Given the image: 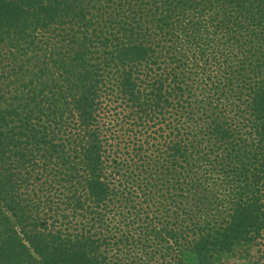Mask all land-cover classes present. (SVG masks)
Listing matches in <instances>:
<instances>
[{
  "label": "trees",
  "instance_id": "obj_1",
  "mask_svg": "<svg viewBox=\"0 0 264 264\" xmlns=\"http://www.w3.org/2000/svg\"><path fill=\"white\" fill-rule=\"evenodd\" d=\"M264 254V0H0V264Z\"/></svg>",
  "mask_w": 264,
  "mask_h": 264
},
{
  "label": "rangeland",
  "instance_id": "obj_2",
  "mask_svg": "<svg viewBox=\"0 0 264 264\" xmlns=\"http://www.w3.org/2000/svg\"><path fill=\"white\" fill-rule=\"evenodd\" d=\"M261 246L241 244L232 253L219 257L214 264H264V254L258 251ZM189 264H193L192 261Z\"/></svg>",
  "mask_w": 264,
  "mask_h": 264
}]
</instances>
